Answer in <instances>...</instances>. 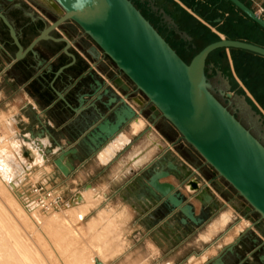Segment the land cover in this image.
<instances>
[{
	"label": "crops",
	"instance_id": "1",
	"mask_svg": "<svg viewBox=\"0 0 264 264\" xmlns=\"http://www.w3.org/2000/svg\"><path fill=\"white\" fill-rule=\"evenodd\" d=\"M175 1L188 10L181 0ZM187 1L195 8L207 5L210 12L222 13L220 2ZM243 1L254 10L259 5L264 7V0ZM2 10L28 46L38 35L30 32L25 37L29 16L22 17L3 6ZM38 27L41 30L43 24ZM0 31L9 35L1 20ZM47 45L38 44L36 54L19 62L0 41V57L4 60L0 67V115L10 112L3 109L5 101L11 105L13 96L3 100L7 88L20 98L11 110L14 118H7L8 127L14 134H23L24 143L34 146H27L32 159L22 160L23 170L49 169L39 181L63 192L67 211L69 206L80 207L84 225L92 229L100 225L103 234L113 227L110 233L116 235V247L112 249L119 255L116 264H264V220L247 210L243 198L228 193L219 176L210 172L212 168L177 130L161 115L154 116L148 100L133 86L129 93L122 92L116 78L128 82L117 75L107 59H100L103 70L85 62L63 69L71 58L61 54L62 46L53 54L47 53ZM135 126H139L138 131ZM116 144L120 146L117 149ZM110 147L113 151L107 156ZM36 151L42 162H37ZM64 152L69 174L55 164ZM162 159L161 168H167L169 160L191 170L199 168L203 183L210 184L212 201L181 189L196 216L203 219L202 224L185 221L179 210L171 209L163 200L150 199L144 186L135 181L141 166ZM164 181L180 187L175 176ZM98 200L101 204L93 208L90 203ZM100 212H104L103 217Z\"/></svg>",
	"mask_w": 264,
	"mask_h": 264
},
{
	"label": "water",
	"instance_id": "2",
	"mask_svg": "<svg viewBox=\"0 0 264 264\" xmlns=\"http://www.w3.org/2000/svg\"><path fill=\"white\" fill-rule=\"evenodd\" d=\"M39 1L53 10L58 19L45 25L25 47L0 0V20L17 48L16 61L30 52L36 54L39 43L51 40L66 43L64 51L74 63L76 56L69 51L70 40L53 33L65 23L77 24L148 100L154 116L161 115L168 121L181 139L245 200L247 210L264 220V144L212 91L206 71L208 58L217 50H245L264 57V46L223 38L206 45L188 63L132 0ZM227 1L264 30V18L243 0ZM117 84L125 94L130 92L131 87L122 79ZM58 95L66 100L59 92ZM227 97L231 99L232 94L227 93ZM66 155L64 152L55 164L62 173L69 174L70 168L63 162ZM164 159L141 166L142 172L135 176V181L144 186L150 199L163 200L171 209L179 210L185 221L202 224L203 219L196 216L194 206L181 189H186L190 196L212 201L210 184L203 183L199 168L191 170L175 160L161 168ZM171 176L180 181V187L164 181Z\"/></svg>",
	"mask_w": 264,
	"mask_h": 264
},
{
	"label": "rangeland",
	"instance_id": "3",
	"mask_svg": "<svg viewBox=\"0 0 264 264\" xmlns=\"http://www.w3.org/2000/svg\"><path fill=\"white\" fill-rule=\"evenodd\" d=\"M132 1L188 63L207 45L206 37L202 36L207 31L220 39H238L264 46V31L227 0H210L220 2L221 14L210 12L207 5L199 6L198 11L208 16L207 19L196 11L197 8L187 6V10L175 0ZM25 2L29 5L24 6L23 12L29 18H36L38 14L31 7L35 5L31 0H15L16 5L20 6ZM2 6L7 10L11 7L6 3H2ZM218 18L222 21H215ZM9 37L6 31H0V41L6 43L10 53L15 55L17 49ZM237 58L241 65H250L249 69L241 72L242 75L252 77L264 73V59L243 53L237 55ZM3 65L4 60L0 57V67ZM206 71L212 91L264 144V106L254 94L255 91H264V80L261 78L255 81V91L252 92L236 69L231 49L212 53ZM5 89L3 100L13 96L11 105L7 106L6 101L3 105V109L10 112L0 115V264H116L118 254L116 249H112L116 247V235L110 233L114 230L112 226L105 229V234L100 225L98 229L86 227L82 222L84 212L80 207L73 209L69 206V212L63 205L52 212L38 210L36 207L29 185L40 182L39 179L49 169L41 172L23 170L22 160L32 159V151L27 146H34L24 143L23 134H14L11 132L14 130L8 127L7 118H14L11 110L20 102V98L12 90ZM227 93L232 94L231 99ZM42 161L38 153L37 162ZM210 172L217 174L214 170ZM44 184L51 187L48 183ZM220 184L229 190V194L238 196L224 179L220 178ZM54 189L61 192L64 199L63 192ZM88 194L91 195L92 191ZM90 204L97 208L101 200ZM103 213L100 212L99 216L103 217Z\"/></svg>",
	"mask_w": 264,
	"mask_h": 264
},
{
	"label": "flooded vegetation",
	"instance_id": "4",
	"mask_svg": "<svg viewBox=\"0 0 264 264\" xmlns=\"http://www.w3.org/2000/svg\"><path fill=\"white\" fill-rule=\"evenodd\" d=\"M31 1L35 4L34 6H31V7L37 12L38 16H36V18H29L30 21L27 23V30L25 33V37L30 32L32 33L37 32L39 34V31H40L38 27L39 24L40 25L43 24V27H44L45 25L51 24L52 22L58 19V15L53 10L49 9L44 4H42L39 0H31ZM5 3L11 6L10 10H12L13 12H16V13L20 12L22 17H28V15H26L23 12L24 8L29 5L26 2H25L26 4H23L21 6H17L15 2H10V1L3 2V4ZM31 29L33 31H31ZM78 34L80 35L79 38L77 40H74V38ZM53 35L55 37H66L70 40L71 48L69 49V51L70 53L76 56V61L73 63L72 57L64 51L66 43H57L51 40L41 42V43L48 44L47 47H45V50L47 51V53L53 54L55 51V48H57L58 46H62L61 54L71 58V61L68 64L72 63V65H70L69 67L81 65L83 62H85L87 64H90V63L95 64L94 68H98L100 70L104 69L102 61H100L101 57H103L104 59H107L112 64V66L116 69L117 75H120L121 77H123L126 80V82H128V85L130 87L132 86V84L126 79V77L120 73L116 65L104 55L102 50L96 45V43L91 38H89L87 35L84 34V32L81 30V28L77 24L73 22L65 23L59 29H57L53 33ZM24 46L27 47L25 44ZM37 46L35 48L36 52H37ZM81 52L85 55V57L81 55ZM34 54L35 53L30 52L23 60H19V62H24L26 59H28L31 55H34ZM118 78H116V85H118L117 84Z\"/></svg>",
	"mask_w": 264,
	"mask_h": 264
},
{
	"label": "trees",
	"instance_id": "5",
	"mask_svg": "<svg viewBox=\"0 0 264 264\" xmlns=\"http://www.w3.org/2000/svg\"><path fill=\"white\" fill-rule=\"evenodd\" d=\"M183 3L186 5V6H189V7H192L194 8V4H191L189 1L187 0H182ZM177 7H180L177 5ZM180 9L182 10V8L180 7ZM183 11V10H182ZM196 11H198V8L196 9ZM200 15H202L205 19L208 18V16H206L205 14L201 13L200 11H198ZM182 13L186 14L185 11H183ZM251 20V19H250ZM252 21V20H251ZM198 23V22H197ZM252 23L254 25H256L257 27H259L261 30H263L259 25H257L255 22L252 21ZM200 24V23H198ZM199 28H201L200 26H198ZM264 31V30H263ZM202 36H205L206 39H207V45L212 43V42H215V41H218L220 40V38H218L217 36H215L214 34H212L210 31H207V32H204V34H202ZM231 38H234V37H231ZM206 46V45H205ZM204 46V47H205ZM223 51V49H220V50H217L215 52H221ZM233 55H234V62H235V65H236V69L239 71V74H240V77L242 78V80L250 87V89L252 90V92H254L255 90L253 89V83L255 81H258L259 79H263L264 80V73H260L259 76H246V75H242L243 71H246L247 69H249V64H243L241 65L238 58H237V55H239L240 53H243L245 55H248V56H255V57H259L261 59H264V57L260 56V55H256L252 52H248V51H245V50H238V49H231ZM242 72V73H241ZM256 97L258 98V100L262 103V105L264 106V99H262L261 95L263 96L264 98V91H261L260 93L256 92Z\"/></svg>",
	"mask_w": 264,
	"mask_h": 264
},
{
	"label": "built area",
	"instance_id": "6",
	"mask_svg": "<svg viewBox=\"0 0 264 264\" xmlns=\"http://www.w3.org/2000/svg\"><path fill=\"white\" fill-rule=\"evenodd\" d=\"M255 11L264 18V7L257 6ZM31 194L34 196L36 207L46 212L57 210L63 205L64 199L61 192L40 182L29 185Z\"/></svg>",
	"mask_w": 264,
	"mask_h": 264
},
{
	"label": "bare ground",
	"instance_id": "7",
	"mask_svg": "<svg viewBox=\"0 0 264 264\" xmlns=\"http://www.w3.org/2000/svg\"><path fill=\"white\" fill-rule=\"evenodd\" d=\"M134 129H136L137 131L139 130V126H135V128ZM125 138V137H124ZM124 140V139H123ZM122 140V141H123ZM121 141V140H120ZM120 146H118V144H116V149L117 148H119ZM115 148V147H114ZM113 151V147H110L106 152H105V154L107 155V156H111V152ZM40 208H38V210H39ZM41 210V209H40ZM49 214V213H48ZM229 217V216H228ZM224 218H227V217H225V215H224ZM224 220H227V219H224Z\"/></svg>",
	"mask_w": 264,
	"mask_h": 264
}]
</instances>
